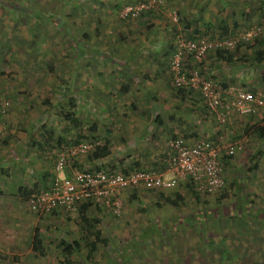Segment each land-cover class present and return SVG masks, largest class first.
Wrapping results in <instances>:
<instances>
[{
	"label": "crops",
	"instance_id": "crops-1",
	"mask_svg": "<svg viewBox=\"0 0 264 264\" xmlns=\"http://www.w3.org/2000/svg\"><path fill=\"white\" fill-rule=\"evenodd\" d=\"M68 1L64 6L70 4ZM74 1V22L80 32L75 41L79 44L74 46V52L71 53L73 65L66 64L65 69L63 64L65 74L72 69L74 73L70 80L66 75L60 77L66 80V89L73 86L78 94L74 99V111L82 130L62 126L54 130L53 134L50 128L52 142L57 141V136L62 137L61 147L81 140L98 141L99 147L106 144L108 153L102 157L94 155L95 147L75 156L71 161L72 166L88 170H128L137 166L168 176L169 173L164 171L159 162L168 138L177 135L188 142L196 138L218 142L217 136L220 134L223 136L222 144L227 140L242 138L241 150L222 160L224 185L217 190L216 195L225 197L236 183V188L242 185L237 194L244 201H250L246 199L248 191L253 192L251 184L264 181V135L259 137L254 133L255 128L264 126V109L256 108L247 114L234 115L227 126L220 128L197 92L172 86L168 61L178 32L187 38L210 37L235 30L247 31L259 25L261 29L257 36L227 52L231 55L227 59L224 57L226 53L212 51L198 64L191 57L182 61L186 69L198 67L222 88L233 85L248 90H264V0H162L163 7L160 10L143 12L134 20L119 19L117 11L124 4L137 0ZM169 10L176 11L178 22L169 21ZM62 16L66 22L65 19L71 14L63 13ZM30 133H33L32 130L27 132L26 137L31 138ZM25 141L16 149L19 153L18 158H14L13 168L8 169L10 175L14 174L15 182H19L13 188L16 192L19 188H28L33 184L38 189L47 188L58 147H45L46 140L41 137V133L29 142V146H35L34 150L30 148V152ZM21 149L25 152L20 154ZM0 162L4 160L0 159ZM251 164L253 166L249 170L252 173L242 175V182L239 183L237 177L241 176L237 172ZM23 165H28L31 171L26 174L21 169ZM3 172L6 171H0L1 176H4ZM185 185L184 181L179 180L174 186L177 188L169 190L135 188L120 193V197H125V210L126 207L129 210L131 204L127 202H130L140 207V211L142 208L147 210L149 216L154 215L150 207L157 209L161 205L159 199L169 201L172 207L180 210H166L164 214L169 212V217L177 219L180 214L189 216L193 211L181 209L188 198L185 196L188 190ZM218 203L223 208L212 207L208 211L214 210L217 215L223 216V209L226 211V208L221 204L226 202L220 199ZM252 203L255 204V201ZM252 208L261 209L258 205H252ZM124 209H121L123 214ZM83 213L90 221L95 218L102 223L108 212L88 205ZM77 215L78 212L65 214L56 210L53 214L43 216L47 221L62 223L65 222L64 217L78 218ZM173 222L175 220L171 219ZM73 224L79 230L78 220H74Z\"/></svg>",
	"mask_w": 264,
	"mask_h": 264
},
{
	"label": "rangeland",
	"instance_id": "rangeland-1",
	"mask_svg": "<svg viewBox=\"0 0 264 264\" xmlns=\"http://www.w3.org/2000/svg\"><path fill=\"white\" fill-rule=\"evenodd\" d=\"M69 1V5L62 6L66 0H0V51L8 59L7 65L1 64L0 60V140H5L4 144L0 142V159L4 160L0 167L6 171L4 176L0 175V264H64L58 245L61 235L67 240L78 241V248L69 255L71 264H264V210H261L264 209V181L251 184L253 192L248 191L247 199L245 197L255 201L251 207H247L248 201L237 194L242 185L236 188V183L225 197L216 195L215 191L210 195H199L198 202L185 186L188 198L181 209L193 211L189 216L180 214L177 219L169 217V212L180 208L172 207L169 201L162 199H159L163 205L161 209L157 211L160 204L157 209L149 208L153 216L130 202H127L131 204L129 210L127 207L125 210L122 194L125 214L122 211L119 217H114L107 213L102 223H92L94 226L91 225L85 235L73 224L78 220L76 216L64 217L65 222L55 223L27 210V196L14 190L19 182H15L14 174L8 172L13 168L14 158H18L17 147L26 140L28 152L30 148L34 150L35 146H29V142L44 128H52L53 134L62 126L75 128L56 113L67 108L69 98L75 101L78 96L73 86L66 89V83L59 79L66 75L70 80L74 70L65 74L63 64L65 69L66 64L73 65L71 53L79 44L75 41L80 33L74 22L75 1ZM51 6H56V11L50 9ZM23 7L25 9L20 12ZM61 12L71 14L66 22L62 20ZM3 72L10 77L3 79ZM43 99L53 105L52 112L42 103ZM4 100H7V108H2ZM57 100L59 104H56ZM29 130L33 132L30 140L26 137ZM22 150L20 154L25 152ZM21 169L25 173L31 171L28 165ZM239 170V183L242 175L252 173L247 168ZM220 199L226 202L221 204L226 208L223 216L214 210L208 211L212 207L221 208ZM252 205L261 209L252 208ZM166 210L169 212L164 214ZM171 219L175 220L173 224ZM180 225L182 228L179 229ZM96 226L104 242L96 244L87 260L84 241L93 238ZM36 230L42 232L38 237L39 249H33L31 244Z\"/></svg>",
	"mask_w": 264,
	"mask_h": 264
},
{
	"label": "built area",
	"instance_id": "built-area-1",
	"mask_svg": "<svg viewBox=\"0 0 264 264\" xmlns=\"http://www.w3.org/2000/svg\"><path fill=\"white\" fill-rule=\"evenodd\" d=\"M162 7V0H137L121 6L117 16L122 20H134L143 12L157 11ZM167 15L171 23L178 22L175 10H169ZM260 27L256 25L245 32H236L233 36L187 38L178 32L174 37V49L168 61L172 86L179 90L197 92L220 128L227 126L234 115L247 114L256 108L264 109V90H248L233 85L222 88L206 77L198 67L186 69L182 60L191 57L198 64L208 52L230 50L236 43L255 38ZM7 105L6 100L2 102V108ZM217 140L214 142L196 138L188 142L177 135L168 138L159 159L164 171L169 173L168 176L148 168L125 171L78 169L72 166L73 158L100 146V142L81 140L63 146L55 154L49 187L27 196V210L37 217L55 210L71 214L78 212L83 202H91L112 216L119 217L122 191L135 188L168 190L179 180L190 184L196 194H212L224 185L221 160L240 151L243 141L242 138L231 139L222 144L223 136L220 134Z\"/></svg>",
	"mask_w": 264,
	"mask_h": 264
},
{
	"label": "trees",
	"instance_id": "trees-1",
	"mask_svg": "<svg viewBox=\"0 0 264 264\" xmlns=\"http://www.w3.org/2000/svg\"><path fill=\"white\" fill-rule=\"evenodd\" d=\"M68 1V0H67ZM45 5H46V7L48 6V3H46L45 2ZM62 6H64V5H62ZM52 8H50V9H55V11H56V6H51ZM13 8H15V5L13 6ZM21 10H20V12L22 11V10H24L25 9V7H23V8H20ZM14 10V9H13ZM19 10V9H18ZM54 11V12H55ZM61 14H63L62 12H61ZM236 34V32L235 31H230V32H228V33H226V34H223V35H220V36H233V35H235ZM246 42H240V43H236L235 44V46H234V48L233 49H230V50H216L215 52L217 53V54H223V53H226L227 54V56H224L226 59L227 58H229L231 55H229L228 53H229V51H232V50H234V49H236L237 47H239L240 45H242V44H245ZM228 52V53H227ZM0 60H1V64H6L7 65V63H8V59H7V57H6V54L5 53H3L2 51H0ZM2 75H4V76H2L3 77V79H6V78H9L10 77V74H8L7 72H3L2 73ZM60 79V81H63V82H66V80L64 79V78H59ZM64 92V91H63ZM44 101L42 102V103H45V105H46V108L48 109V111H50V112H52L53 111V109H52V107H53V105L50 103V101L49 100H47V99H43ZM5 101V100H4ZM7 101V100H6ZM56 104H59L58 103V100H57V102H56ZM55 106V105H54ZM67 108L65 109V108H62V109H60L59 111H57L56 113H57V116H59L60 118H62L63 120H65V121H67L68 123H70V124H72L75 128H77L79 131H81L82 129H81V127H80V122L77 120V118H76V115H75V111H74V107H75V104H74V101L71 99V98H69L68 100H67V106H66ZM7 108V107H6ZM41 125H43V124H41ZM44 127V126H43ZM254 133H256V135L257 136H259V137H262L263 135H264V126H259V127H257V128H255V131H254ZM41 137L44 139V140H46L45 141V147H49V146H55V147H58L57 149L59 150L60 148H61V146H59V144L62 142L61 141V139H62V137H60V136H57V141H54V142H52V140H53V136H52V130L51 129H49V128H47V129H43V132L41 133ZM0 142L1 143H5V140H0ZM73 142V141H72ZM74 143V142H73ZM44 147V148H45ZM57 150V151H58ZM56 151V152H57ZM95 152H93V154L94 155H98V156H100V157H102V156H105L107 153H108V149H107V146H106V144H104V145H102L101 147H96L95 148V150H94ZM56 152L54 153V157H55V154H56ZM227 158H229V157H227ZM225 158H223V160H224ZM222 161V160H221ZM53 162H54V160H53ZM253 166V164H251L247 169L249 170V169H251V167ZM3 169H1V167H0V171H2ZM122 171H125L126 169H121ZM240 171V170H239ZM239 171L237 172L238 174H239ZM4 173V172H3ZM53 177V176H52ZM52 179V178H51ZM51 182V181H50ZM50 185V184H49ZM187 188H188V190H189V193L192 195V197L198 202L199 201V194H196L193 190H192V188H191V186H190V184H188V183H186V185H185ZM49 187V186H48ZM47 187V188H48ZM47 188H44V189H38V188H36V186H35V184H33V185H31V189L30 190H26V189H24L23 187L22 188H19L18 190V193H20L21 195H25L26 194V196H28L30 193H32V192H39V191H42V190H45V189H47ZM223 195H225V194H223ZM250 204H252V200L251 201H248ZM247 202V207L248 206H250L251 207V205L249 204ZM88 205H93V206H95V207H98L97 205H95V204H91V202H83L82 204H80L79 205V208H78V215H77V219H78V226H79V229H80V231L83 233V231H84V235L87 233V230H89L90 228H91V225H92V223H97V222H99V220H96L95 218H92L91 220L92 221H90L89 220V218L83 213V210H84V208H86ZM99 208V207H98ZM56 211V210H55ZM55 211H52L50 214H53ZM107 211V210H106ZM108 212V211H107ZM109 213V212H108ZM49 215V214H48ZM43 216V215H42ZM100 223V222H99ZM94 225H92V227H93ZM98 226H96V229L95 230H93V238L91 239V240H86L85 241V245H86V248H87V254L85 255V259H87V260H90V257H91V254L95 251V249H96V244L97 243H102V242H104V239L103 238H100V231H99V227L97 228ZM86 231V232H85ZM42 234V232L41 231H39V230H36V231H34V233L32 234V238H31V244L33 245V249H39V247H41V245H40V239L38 238L40 235ZM58 245L60 246V248H61V251H62V253H63V261H64V264H71L70 263V260H69V255H71V253L73 252V251H75L77 248H78V241H76V240H73V239H71V240H67L66 238H63V236L61 235V238L58 240ZM75 264H80V263H75Z\"/></svg>",
	"mask_w": 264,
	"mask_h": 264
}]
</instances>
